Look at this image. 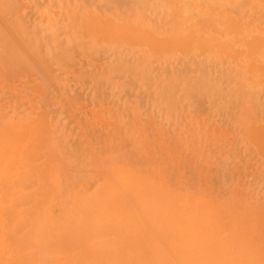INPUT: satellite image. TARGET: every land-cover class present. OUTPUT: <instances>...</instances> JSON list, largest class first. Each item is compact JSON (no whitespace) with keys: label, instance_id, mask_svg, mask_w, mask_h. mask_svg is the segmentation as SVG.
<instances>
[{"label":"rangeland","instance_id":"obj_1","mask_svg":"<svg viewBox=\"0 0 264 264\" xmlns=\"http://www.w3.org/2000/svg\"><path fill=\"white\" fill-rule=\"evenodd\" d=\"M240 1L0 0V129L1 131L4 129L3 131L5 134L8 132L7 136L3 133V131L2 133L0 132V138H3V142H6V140L8 142L10 139L5 140V138L9 136L10 132L14 133L15 131H20L26 133L28 131L34 133L33 135L31 133L32 136L28 133L26 135L21 133L19 135H22V137L25 138L24 141H20L17 138L15 140H18L19 142L14 143L16 145L18 144V146L22 144L24 145L27 140H30L29 137L31 136L30 138H34L32 140H35L37 145L44 144L43 146H38L41 148L37 149L38 152L39 150L42 151L43 147V153L44 150H46L45 153H49L50 156L48 157L52 159L53 163H55L52 164L51 161L49 163V161L46 160L49 163V166H51L50 168L57 166L58 167L53 169V171L51 169L50 175L52 176L47 174V177H45L46 174L44 173V171L42 174H40V176L44 175V177L47 178L46 180L49 181L48 183H45L47 182L46 180L44 182L43 176V178L40 179L38 178V176L36 177L35 175H33L37 172H42L39 171L40 169H38L37 166H41L42 170H45V172L46 167L44 166V169L42 167V164L44 165V163H42L44 161L42 160L45 156L43 157L42 152H39V155H37L38 153H36L35 151V154L34 150L36 149V147H34V144L31 142L35 149L33 148L34 150L32 151L30 150L31 148H27L26 152L32 151L31 153H34L31 154V156L29 155V153L28 155L30 157H34L36 155V158L34 159L35 161L32 158V160L34 161H32V168L34 171L35 169L33 164H35V168L37 167V172L32 173L29 171L28 174L32 173V180H34V176L36 181L37 178L38 180L40 179L39 182H36L34 180L36 182V185L40 184V182H44L43 184L41 183L44 190L43 188H41V184L40 189H38L40 193L41 191H44L45 193L47 192L48 189L46 187V184L50 183L49 185H51V187L48 185V188H52V186H55V194L53 196L51 194V196H55V200L59 201L57 202L59 203L57 206L54 205V208L56 210L59 209L58 214V212L53 209V205H50V203H57L53 198H50L49 193H46L48 197L46 195H44V197L45 199L47 198V201L43 198L44 201L40 206L41 208H39V210L41 209V216L39 217V219L36 214L37 208L34 207L36 205H34L31 206V208L34 207V214H32V217L34 218H32L30 215H25V218L26 216L29 218H27L28 220L26 219L24 223L19 221L20 217H18L19 220H17V215L19 216V214H21L22 217V211L20 209L23 208V205L21 206V203L24 201V197L21 199V201H19L18 195L23 190H21L20 188L27 184L25 185L27 187H24L23 191L25 192L24 194H27L26 192H28V189H30L32 185V180L26 178V182L27 180H29L30 182L28 181L27 183H24L23 181L21 182L20 180H16L18 176L16 178L15 176H21V173L25 174V172L29 170L27 169L28 165H30L29 168H31V163L28 162V158L25 159V156H27L25 152L24 156H20L22 151H20V148L22 149L21 146L17 147L19 152L16 147V150L14 152L13 147L16 145H11L10 142H8L10 143V147H8V143H6L7 145H1L7 146L6 148H8V150H6V152L3 149V146V150H1V152L3 154V152L5 151L6 154H4V157H1L3 155L0 153V179L3 178V180H10L8 183L4 181L5 184H0V211H4L5 205L11 204L9 202V204H5V202H2L4 201V198H2V196L4 197V193L10 191V187L7 188L6 186L9 183L13 184L12 182H14V180L11 181V178L13 177V179L15 178L16 182H14V186L16 185V188L20 186L19 189L21 192H19V194L14 197H18V201L17 199H15V203L17 204L19 202L20 204H17V206L19 205V207H15L18 211L21 212L19 214L16 213V219L14 218L15 212H17L16 209H13L15 210L13 212L14 215L12 211H10V208L9 210H7L9 211V213L7 212L8 214H6V211H4V213L1 215L0 212V264H85V262L88 261H90L89 264H97L96 262H98V258H93L96 256H94L95 252L93 254L91 253V250L93 249V245L95 247L101 246V242V244L93 243L91 250H78L68 249L67 247L69 246H67V244V247H64L63 241H65V236L69 234V237L72 238V241L70 239L71 245H77L76 241L79 240L77 239V236L81 235H76V233H78V230H75V233V227H82L85 229V231L86 229L89 230V227L87 226L86 228L84 226L85 223H82V221L86 219L81 216L80 212H78V209H82L83 211L88 213L89 217L87 216L86 218H89L88 221L92 225V227L90 228V232H92L91 235H93L94 232H96V234L100 232V224L101 226L104 224L106 228L120 226V222L122 221L121 218L123 215H120V218L118 216L116 217L117 214L114 213L113 210V207L116 204L118 205L115 198L113 199V197L116 196L118 199L121 197L117 196L118 192L121 193L122 196L123 194H125V201H128L127 198H129V202H131L132 205L136 204V201V206L141 203V205H139L138 207V210H134L136 208V206L134 205L135 208H130L132 212L130 209L129 211H127L129 213H127L128 215L126 217H132L130 219L131 222L129 221V223L127 222V224H132V226L134 224V221L132 223L133 217L135 218L136 216H138L137 212L139 211L138 213H140V208L143 205L144 206L142 207V211H144V213L141 212L142 214H140L143 217H138L145 218L144 214L146 213V218L144 219L146 225L150 224L148 223L149 221L147 220V218L150 219L149 217L153 215L154 220L151 218L150 221L152 222L153 220L154 222L156 220L155 226L159 225L160 223L158 224V222L162 221V226L164 225V223H166L168 224V227L175 226L173 225L175 223L171 224L170 220L175 215L173 214V212H178L180 215H183L184 212L187 211H184L185 208L183 209L181 207H186V209L190 208V205L187 204L189 200L187 202L185 201L186 197L188 196H191L189 203H191V198L194 196L197 202L200 199L205 203L208 201V205L210 204L209 202H212L211 204H215L214 206H221L219 207V209L222 208V212L223 210H225V220L223 219V224L220 223L221 220H219L220 224L218 223V219H220V216H218L219 213L217 214L215 210L214 212L217 214L215 216H218V218H216L217 221L215 222V218H213V222L209 221L212 219V217L215 216L212 215L211 217L209 210H205L206 206L203 205L206 204L204 202H201L202 204L198 203L200 205L198 206L195 203L196 200L195 202L193 200V204L191 205L193 210L196 209L195 212L199 213V211L202 209L201 207L203 206L204 211H200V214L202 212L205 213L203 214L204 216L208 215L209 218H205L207 223L210 222V224L202 223V226L200 225V227L195 230L198 231L201 227H204L203 225H206L203 231H207L208 229H206V227L208 225L212 226V223L215 222L213 225L214 227L212 226L213 228H215L216 226L215 231L212 232L215 237V241L217 242L219 239H221L218 241L219 243L221 241L223 243L227 241L228 250L229 244L232 243V240L230 239L232 233L229 234V229L232 228L231 232L235 230L234 232L237 236L236 237L233 233V236H235V238L232 236L234 241H239V243L235 244L236 246L238 244L241 247L240 244L245 245L243 242H240L241 237L239 238V236H242V234H240L241 230H237L240 233L236 231V229L240 228L241 225L236 228L233 227L235 226L233 221L229 222L228 219L230 217L228 215H230L231 212V217L236 215V218L238 216V218H236L237 225L238 223H240L238 222L239 219L240 221L242 220L241 224L244 227L243 230L247 231L248 235L252 238L255 236V238H253L254 241L251 237H249L251 239V242H253L252 244H250V239L247 241V233L246 236H244L245 232L242 231V233L244 234L242 240L245 241V243L246 241L249 242L250 245H248V247L250 246L249 249L251 250H254L251 247L252 245H255L256 241L257 245L253 246V248L256 249V247H258V251L254 250L255 252L252 253L251 251V253H249V250H246L248 253L247 256V253L244 252L245 247L243 248L244 250H241V248L239 249V246H237L238 254L236 252L237 249L234 251V253H236L238 257L239 254H241L242 256L239 258L234 256V258L236 257L238 259V261L236 260L237 263L235 261L229 262L233 259V254L232 258L228 259L229 261L227 260V257L220 258V261L221 259L225 258L230 264H246V259L249 260V262L250 260L251 262L255 260L254 263L259 260L258 258H260L261 260L258 261L259 263L264 260V258H262L264 257V54H262L264 53V36H262L264 35L262 34L264 32V30L262 29L264 28V0ZM260 2L263 3V7H261L262 3ZM257 6L260 7V9ZM202 8H204V10ZM261 10L262 12H260ZM204 11H207L206 15L204 14ZM215 11L217 12L215 13ZM214 13L217 16H213ZM258 22L261 24H259ZM231 23L232 25L234 24V26H232ZM252 24L254 25L252 26ZM123 27H125L124 30L126 32L128 31L126 30V27L127 29H129V31H133L131 33L128 31V33H130L128 35L127 33H124L125 31H123ZM256 27L258 29H256ZM108 28H110L109 30L113 31H109ZM245 28L247 29V31L244 30ZM140 31H143V33ZM257 31L258 33H260V35L258 33L256 34ZM138 32L142 33V35ZM145 32L146 35L144 34ZM250 32L253 33V36ZM249 33L251 37H249ZM143 34L145 36H143ZM139 35L143 37H140ZM257 35L261 37V41H259L260 43L257 42L260 39V37H256ZM246 36L250 39L246 38ZM209 38L211 39L209 40ZM196 39L198 41H195ZM248 40L254 41H252L251 43ZM177 41H179V43L181 44L183 43L182 46L184 45V48L182 46L180 47L181 44L179 45V48V43H177ZM199 41L201 43H198ZM216 41H218V43ZM255 41L258 44H256ZM158 42L161 43L159 44ZM208 42H210V44ZM253 42L255 43V46H253ZM262 42L263 44H261ZM156 43H158V45ZM185 43L188 44L187 48L185 47ZM243 46L245 48L244 52L248 51V48H250L252 53L250 51H248L250 53L241 52ZM253 49H255L254 52ZM237 52L240 53L238 54ZM242 53L244 57H242ZM246 54L248 56L250 55V57H246ZM253 55H256V57L254 58ZM230 56L233 58H231ZM227 57L230 58L229 61ZM239 57L247 61L248 65L247 63L244 64L245 61H243L242 64V62H240V60L242 61V59H239ZM252 63L253 65H251ZM11 124H13L14 126L12 127ZM3 134L5 138L2 137ZM19 135L17 137H19ZM39 138L43 142H40ZM11 140H13V134H11ZM29 143L30 142H28L27 145ZM47 144L48 146L50 145L49 148L53 151H50ZM23 148L25 150V147ZM16 151L18 153H16ZM69 151L71 152V154ZM13 152L14 154L16 153L15 156L12 154ZM51 152L53 154H50ZM103 154L105 155L104 159L101 158L104 156ZM20 157L21 159H19ZM23 157L24 159H22ZM30 159L31 158H29V160ZM20 160L24 164H22ZM8 163L10 166L11 164H14L18 168L21 164V166L26 165L27 167L24 166L26 168L25 172L24 168L22 170L17 169L16 167L15 171L17 172V170H19L21 172L20 174H16L13 168L14 166L11 167L10 169L13 168L12 171L15 172V175L12 176L13 174H11L12 171L10 170V176H7V178L5 177V175L9 170L7 169L9 166L7 165ZM6 165L7 167H5ZM60 165L61 168L59 169ZM97 166L100 167L97 168ZM137 167L138 170L136 169ZM105 168H109L107 170L109 174L107 175H110L109 177H111L112 182H116V185H112V187H114L113 189H111L112 187L110 188L109 186L112 183H110L111 179L109 180L105 173L107 172L105 171ZM156 168L158 173L156 171ZM97 169L100 170L97 171ZM133 169L134 172L132 173ZM6 170L7 172H5ZM162 171L164 175H162ZM127 172L129 176L130 173L131 175L133 174L132 177L137 178L143 176V179L141 178L142 181L141 179H137L138 181L140 180L141 183L143 182V180H145V183L143 182V184L141 185L142 188H145V186H147V188H149V190L151 191V195L150 193L149 196L145 194L146 198L148 196V199H150V197L153 200L155 199V202L152 203L157 204L159 208H157V206L155 207V205L153 206L155 208H150L151 205L148 206L147 203L149 200L142 199L145 196L142 195L144 194L142 193L144 189L140 191L141 197L139 196V193L137 194V196L139 197H135V194L139 192L137 189H135V185H130L129 188H126L125 185L126 190L123 189L125 183L122 184V182H124L122 178H124L125 176L129 178V176L126 175ZM47 173H49V170H47ZM121 173L125 176L121 177ZM24 174H22V176H24ZM112 175L116 176L117 178L120 177L122 180L121 183L120 178L119 182L117 183L118 179L116 177L113 178ZM20 176L18 178H20ZM27 177H29V175ZM158 177H160L161 181ZM133 179H131L130 181H132ZM23 180L25 181V179ZM149 180L154 181L153 184H156V186L154 187ZM34 181H32V183ZM159 181L163 185V182H165L166 184V186H164V188H167L164 189V192L167 193L166 196L170 197V195H172L173 197L170 198H173V201L175 199V201L173 202L174 204L171 203L172 206L178 204L177 206L181 205L180 208L183 209L181 211H178L179 207L178 209L177 207L175 209L174 206L175 211H170L172 217L169 216V209L168 215L165 212L166 209L163 210L164 208L162 206L165 205L164 202H162L164 204H162L160 201L156 203L157 199L159 198L158 195L161 193L160 191V193L156 194L157 189L158 187L161 188L162 186L161 184H159ZM28 183L31 184L30 187L28 186ZM119 183L121 184V187L118 186ZM129 184L127 186H129ZM115 186L121 191L115 188ZM138 186L139 185H137V187ZM141 186H139L138 188L140 189ZM35 187L37 186L31 188H34L33 190H36L38 187ZM153 187L157 189L155 190ZM17 189L16 191H19V189ZM13 190L11 193L8 192L10 194V196L8 195V199L9 197H11L10 199L12 200L14 199L11 195L17 192L15 191L14 193ZM130 190L133 191L131 192ZM136 190L137 192L133 196H129ZM29 191L30 193L33 192L32 197L35 198L32 199V197H29L28 192V196L26 195L25 199L27 200V197L31 198V204H33V200L37 199V196L39 199L40 194H38V191H32L31 189ZM51 191L50 192L53 193V190ZM174 192H176L175 195L178 193L181 198L176 199ZM56 193H58L59 196ZM111 193L113 194V196ZM183 193L186 195H184ZM35 194L38 195L34 196ZM42 194L44 193L42 192ZM30 195H32V193ZM56 195L58 196V198L56 197ZM162 195L163 194H161L160 197H162ZM164 195L161 199L164 198ZM179 195L177 196L178 198ZM5 198H7L6 195ZM131 198L135 200V203ZM170 198H168L169 202L171 201ZM118 199L117 201L119 202L120 199ZM138 199L139 201L143 200L142 202L146 200V203H139ZM165 199H163V201ZM110 200H112V205H114L116 202L113 207L109 203ZM121 200L124 199L122 198ZM45 201L47 203H45ZM150 201L149 203L151 204ZM11 202L13 203L14 201ZM26 202H24L25 204L23 203L24 207H26L27 204L30 203L29 202L26 204ZM35 202L37 203L38 201L35 200ZM129 202L127 204L126 202L121 203L125 204L123 206L126 207V205L129 206ZM84 203H86V205ZM159 203H161L162 206L158 205ZM194 203L200 208V210L198 207H195L194 209ZM109 204L112 208L108 206ZM211 204L209 205V207H212ZM168 206L167 208L171 207ZM6 207L8 208V206ZM9 207L12 208L13 205H9ZM27 207L29 209V205ZM161 207L163 209H161ZM1 208L3 210H1ZM146 208H148L147 211ZM52 209L53 213H51ZM152 209H154V212H152ZM156 209H160V211H163V213L165 212L166 215L162 213L160 215V211L158 212V210ZM118 210L115 211L117 212ZM120 210L124 211V208ZM135 211L136 213L132 214ZM182 211H184L183 214H181ZM192 211L189 212L192 213V216H196V213ZM111 212L112 214H110ZM241 212L243 214H241ZM150 213L152 215H150ZM178 213L177 218L182 221L180 224L183 225L184 221L182 219L183 216L186 215V213L181 217L182 219L180 218V215H178ZM226 213L229 214L227 215ZM105 214H107V216ZM4 215L9 217H3ZM113 215L114 217L112 220L111 218ZM226 215L229 218H226ZM61 216L62 218H60ZM84 216H86V214H84ZM138 217L135 218V220L138 221L136 222L138 223L135 226L136 229L139 225V222V228L141 227L143 230L146 229L144 228V222H142V219H138ZM83 218L84 220H82ZM189 219H191V217ZM197 219L200 218L196 217V222ZM69 220H74V222L70 221V223H72L70 224ZM127 220L128 219H126V221ZM185 220L188 221V218H185ZM172 221L178 224L177 220L174 221L173 219ZM112 222H114V224ZM190 222L193 223L195 221L190 220L189 224ZM123 223L127 225L125 221ZM142 223L143 227L141 226ZM186 223H184V225ZM216 223H218V227ZM231 223L233 225H231ZM166 224L165 226H163L164 229L161 226L164 231L167 228ZM248 224H250L251 226ZM220 225H223L224 228L226 227L225 233L227 232V236L230 235L228 239H230L231 242L226 238L225 240H223L226 235L222 234L224 233V230L223 232L220 231V229H224L220 228ZM123 226L124 225H121L120 228H118L121 229V233L124 234L123 238H127L129 234H126L127 236L125 235V231L121 228ZM150 226L152 229H150V227L148 226V229H150V231L148 232L150 233L152 231L153 233V229L155 228L154 223H152ZM176 226L181 228V226ZM192 226L197 227L198 225H195L194 223ZM72 227L74 228L72 229ZM135 227L131 228L133 232L136 231L134 229ZM177 227L176 229L180 230V228ZM183 227L184 226H182V228ZM188 227L190 228L191 226L188 225L187 228ZM118 228L117 230H119ZM157 228L155 232L157 231ZM182 228L180 231H182ZM170 229L175 228L170 227ZM103 230L105 231L106 229ZM117 230L116 232H114L115 230H113L114 233H112V230L110 231L107 228V239L109 238L108 240H110V238H113V234H119L120 230L118 232ZM137 230V233H139L140 230ZM175 230H169V232H176ZM189 230L191 231L192 229H188V232L186 233L187 235L193 232H189ZM109 231L112 235L111 236L109 234L111 237H108L107 235ZM132 231L129 232L133 233ZM142 231L141 234L139 233L140 235H142L141 237L144 236L143 232H145V230L143 232ZM259 231L262 232V234ZM166 232L170 237L166 234ZM166 232V236L164 234L162 235L163 240H161L162 237L160 236L162 232L159 233L157 231V233L160 235L153 233L154 235H156L155 237L157 240L158 236L161 237H159L161 241L158 240L156 244L154 243L156 239L155 241L152 239L154 237L153 235L149 236L151 240L147 237L150 241L149 244L153 243L154 246H156L157 243V246H160L159 244L161 242V244H164V236L168 237L167 240L172 237V233L170 235L168 233V230H166ZM174 232L173 234L176 235V237L173 235V238H175L174 241L171 238V241L169 240L168 242H171L172 244L175 243V241H178L180 243L179 240L181 239L178 238L180 236L183 238L184 232H186V227L183 232L180 233L178 238L176 234L177 232ZM216 232H219L218 235L220 237ZM149 233L145 235H149ZM123 234H121V237ZM19 235H21L22 238H20L21 236L19 237ZM100 235L101 234L95 236L93 235L97 240L96 242H99L101 240ZM117 235L116 237L120 236ZM187 235L185 236L187 237ZM74 236L76 237V239H74ZM86 236L84 234L83 237ZM102 236H104L103 238H105V241H107L105 235L102 234ZM193 236L195 237L196 234H194ZM261 236L262 238H260ZM198 237L200 239V236H197V239H195V241L193 240L194 238L191 239V241L195 243L197 242V240L200 241L203 238L201 236V239L199 240ZM246 237L247 239L244 240ZM91 238H84V240L86 239L85 243L90 241ZM123 238H121V240H123ZM147 238L144 236L143 239H140L142 241H137L138 244L142 245V247H140L143 248L142 250H146L148 246ZM188 238L190 239V237ZM119 239L117 240V244H119ZM184 240L186 239L183 238V241ZM101 241H104V239H102ZM124 241L121 242L125 244ZM191 241L189 245H194L193 243H191ZM125 242H127L129 245H127V243L124 246L119 245L121 246L120 248H127L128 246L132 248V244L130 245L131 242H128V240ZM134 242L132 243L134 244ZM218 242L217 244L219 246ZM67 243L68 245H70L69 241ZM85 243L83 242V244ZM88 243L85 244V247L88 246ZM181 243H183L182 240ZM166 244H164V246ZM176 244L177 242L175 243V245ZM200 244L201 243H199V245ZM235 244L232 243V247H234ZM90 245L91 243L89 244V246ZM175 245L172 247H175ZM224 245H221V248L219 246V248L222 249L224 247L223 249H225ZM135 246L136 245H134L133 248L130 249L129 253L131 255V251L133 252V254L137 251H140L135 250V248L137 249V247ZM205 246L206 245H204V247H201L203 251ZM211 246L210 249L212 248ZM218 246H214L213 248L216 249V247L218 248ZM177 247H179V249ZM177 247H175V249H178L179 251L180 249L182 250L180 254L186 253L183 252L181 246ZM167 248L169 250V246ZM193 248L195 249V247ZM198 248L200 249V246L198 247L197 245L195 252H197ZM175 249L173 251H175ZM199 249L198 252L200 251ZM118 250L123 252V250L121 249ZM153 250L154 254L152 253L151 255H154V257H156V250ZM184 250H186V248ZM191 250L193 249L191 248ZM231 250L234 249L230 248L228 251L230 253H233V251L231 252ZM239 250L241 252L243 251L245 255L239 252ZM116 251L113 250V252ZM158 251L160 250L158 249ZM217 251L218 253L221 252L220 255H222V251H224L226 255L228 254L225 250ZM162 252L160 251V253ZM187 252H190V249H187ZM204 252V258H206V261L209 262L211 258L208 257H214L215 254H217H213L214 251L212 252V250H209V248ZM259 252H263V254L261 253L259 255L260 257L256 256ZM97 253L95 255H97ZM103 254H106L107 259L108 256L106 251ZM180 254H172L171 252L169 253L170 256L174 255V261L175 258L177 259L176 255H178L179 257L181 256ZM190 254H193V252H190ZM86 255L90 257L91 255H93L91 260L96 261L91 262V260L88 259V261L82 263V260H85ZM134 255H132L133 258ZM148 255L149 254H147V252L145 253L144 251V253L139 256L143 259L141 260V262H138V260L135 259L137 256L134 258V260H132L133 258L130 259V262L136 260L135 262L137 264H142V261H145L149 257ZM82 256H84V259L81 258ZM88 256L86 257V260ZM111 256L112 255H109L108 259H110ZM120 256H117L115 260H107L106 263H129H127V261L125 260L126 256H123L125 259ZM163 256H161V259ZM201 256L203 257V254ZM243 256H246L248 258L244 257L246 259L243 260L241 259L243 258ZM190 257H187V255L185 256L187 260ZM193 257H197V259ZM101 258L103 257L101 256L100 259ZM192 258V263L194 259L198 260L197 264L199 263V261H202L199 260L201 258L197 253L192 256ZM151 259L148 258L147 260ZM178 259V261L180 262V257ZM102 260L103 259L100 260L101 262H103L102 264H106L105 260ZM184 260L182 262H184ZM212 260L215 262V264H220L217 263L218 260L216 257L212 258ZM147 262L145 261V263ZM179 262L177 263L179 264ZM131 263L133 264V262ZM151 263L154 264V262ZM163 263H166V261ZM167 263L169 264V262ZM185 263L187 264L186 261ZM206 263L208 264V262ZM194 264H196V262Z\"/></svg>","mask_w":264,"mask_h":264},{"label":"bare ground","instance_id":"obj_2","mask_svg":"<svg viewBox=\"0 0 264 264\" xmlns=\"http://www.w3.org/2000/svg\"><path fill=\"white\" fill-rule=\"evenodd\" d=\"M136 1H137V0H136ZM239 1H240V0H239ZM245 1H246V0H245ZM133 2H134V1H133ZM199 2H200V1H199ZM240 2H241V1H240ZM197 3H198V2H197ZM203 3H204V2H203ZM203 3H202V4H203ZM245 3H246V2H245ZM250 3H251V2H250ZM255 3H256V2H255ZM260 3H262V2H260ZM206 4H207V3H206ZM207 5H208V4H207ZM252 5H253V4H252ZM256 5H257V4H256ZM208 6H209V5H208ZM198 7H200V6H198ZM202 7H203V6H202ZM257 7H258V6H257ZM261 7H263V3H262V6H261ZM258 8L260 9V7H258ZM202 9L204 10V8H202ZM208 9H209V8H208ZM206 10H207V9H206ZM254 10H255V9H254ZM208 11H209V10H208ZM256 11H257V10H256ZM199 12H200V10H199ZM202 12H203V11H202ZM204 12H205V11H204ZM206 12H207V11H206ZM206 12L204 13L205 15H206ZM216 12H217V11H215V13H216ZM260 12H262V10H261ZM263 12H264V10H263ZM208 13H209V12H208ZM215 13H214V14H215ZM252 13H253V12H252ZM214 14H213V16H217L216 14H215V15H214ZM259 14H260V13H259ZM261 14H262V13H261ZM258 16H259V15H258ZM258 16H257V17H258ZM261 16H262V15H261ZM261 18H262V17H261ZM263 18H264V17H263ZM261 22H262V21H261ZM258 23H259V22H258ZM256 24H257V23H256ZM256 24H255V26H256ZM259 24H261V23H259ZM231 25H232V23H231ZM253 25H254V24H252V26H253ZM232 26H234V24H233ZM241 26H242V25H241ZM245 26H246V25H245ZM246 28H248V27H246ZM246 28L244 29L245 31H247ZM250 28H251V27H250ZM109 29H110V28H108V30H109ZM124 29H125V27H123V31H125ZM254 29H255V27H254ZM256 29H258V28L256 27ZM262 29L264 30V28H262ZM126 30L129 31V29H127V27H126ZM249 30H250V29H249ZM259 30H260V29H259ZM109 31H113V30H109ZM128 31H127V32L125 31L124 33H127V34L129 35L133 30H132V31H129L130 33H128ZM140 32L143 33V31H140ZM140 32H138V33H140ZM262 32H263V31H262ZM262 32H261V33H262ZM138 33H137V34H138ZM142 33H140V34L142 35ZM250 33H251V32H250ZM250 33H249V37H251V36H250ZM257 33H258V31L256 32V34H257ZM127 34H126V35H127ZM144 34L146 35V32H145ZM144 34H143V36H145ZM251 34H252V36H253V33H251ZM258 34L260 35V33H258ZM262 34H264V32H263ZM259 35H257L256 37H260ZM139 36H140V35H139ZM143 36H140V37H143ZM254 36H255V34H254ZM262 36H264V35H262ZM128 37H129V36H128ZM249 37L246 36V38H249ZM252 38H254V37H252ZM138 39H139V38H138ZM210 39H211V38H209V40H210ZM249 39H250V38H249ZM131 40H132V39H131ZM209 40H208V41H209ZM256 40H258V39H256ZM262 40H263V39H262ZM144 41H145V40H144ZM195 41H198V40L196 39ZM212 41H214V40H212ZM248 41H250V42L252 43V41H254V40H248ZM259 41H261V37H260V39H259L257 42L260 43ZM186 42H187V41H186ZM216 42L218 43V41H216ZM145 43H147V42H145ZM148 43H149V42H148ZM158 43H159V42H158ZM158 43H156V44L158 45ZM160 43H161V42H160ZM160 43H159V44H160ZM164 43H165V41H164ZM177 43H179V41H177ZM177 43H176V44H177ZM196 43H197V42H196ZM198 43H201V42L199 41ZM208 43L210 44V42H208ZM211 43H213V42H211ZM255 43H256V41H255ZM255 43L253 42V46H255ZM258 43H256V44H258ZM180 44H181V43L178 44V47H179ZM182 44H183V43H182ZM182 44L180 45V47L182 46ZM185 44H186V43H185ZM261 44H263V42H262ZM162 45H163V44H162ZM187 45H188V44L185 45L186 48H187ZM199 45H202V44H199ZM199 45H198V46H199ZM217 45H218V44H217ZM229 45H230V44H229ZM229 45H228V46H229ZM259 45H260V44H259ZM155 47H156V46H155ZM157 47H158V46H157ZM180 47H179V48H180ZM182 47L184 48V45H183ZM200 47H201V46H200ZM240 48H242V47H240ZM244 49H245V48H244V46H243V48L241 49V52H243V53H246V52H247V53H250V52H251V49H250V48H248V51H250V52H248V51H245V52H244ZM242 50H243V51H242ZM254 50H255V49H253V52H254ZM239 51H240V50H239ZM255 52H257V51H255ZM237 53L239 54L240 52H237ZM243 53H242V57H244V56H243ZM251 53H252V52H251ZM259 53H261V52H259ZM235 54H236V53H235ZM257 54H258V53H257ZM262 54H264V53H262ZM240 55H241V54H240ZM226 56H228V55H226ZM236 56H238V55H236ZM247 56H248V55L246 54V57H247ZM230 57H231V56H230ZM240 57H241V56H240ZM240 57H239V59H242V61L240 60V62H242V64H243V61H245V60H244L243 58H240ZM248 57H250V55H249ZM253 57L255 58L256 55H255V56L253 55ZM259 57H260V56H259ZM227 58H228V57H227ZM231 58H233V57H231ZM236 58H237V57H236ZM229 59H230V58H228V61H229ZM248 59H249V58H248ZM237 60H238V59H237ZM249 62H250V61H249ZM262 62H263V61H262ZM246 63H247V61H245L244 64H246ZM261 64H262V63H261ZM247 65H248V63H247ZM249 65H250V64H249ZM251 65H253V63H252ZM257 71H258V70H257ZM254 73H255V72H254ZM256 74H257V72H256ZM31 119H32V118H31ZM31 119H30V120H31ZM21 120H22V119H21ZM30 122H31V121H30ZM33 122H34V121H33ZM7 123H8V122H7ZM11 123H12V122H11ZM8 124H9V123H8ZM11 125H12V127L14 126L13 124H11ZM0 126H1V125H0ZM2 127H5V126H2ZM2 129H3V128H2ZM3 130H4V129H3ZM3 130H2V131H3ZM2 131H1V129H0V132H1V133H2ZM15 132H16V131H15ZM15 132H14V133H13V132H12V133L10 132V134H9L10 138H9V136H8L7 138H5V136H4L5 133H4V131H3L4 134L2 135V137H4L5 140H6V139H10L8 142H10L11 145H16L14 142H19L18 140H15V139H17V138H18L20 141H21V140L24 141L25 138H23L22 135H19V134H21V133H23V132L17 131L16 134H15ZM18 132H19V133H18ZM27 133L31 135L32 132H28V131H27L26 133H23V134L26 135ZM7 134H8V132H7L5 135L7 136ZM11 134H13V140H15V141L11 140ZM17 134L19 135L20 138L17 137V136H18ZM33 134H34V133H32V135H33ZM32 135H31V136H32ZM15 136H16V137H15ZM23 136H24V135H23ZM31 136H30V137H31ZM24 137H25V136H24ZM30 137H29L30 140H27L28 142H30L28 145H27V143H28L27 141H26L25 144H24L25 146H24L23 144H22V145L19 144V145L22 147V149L20 148V151H21V150L23 151V152L21 151V155H20V156H22V155L24 156L25 153H26V155H27L28 157L25 156V159L28 158L27 160H28L29 163H31V168H29L30 165H28V167H27L26 165H24V166L27 167V169H29V170L26 171V172H27V173H26V172H25L26 168H25L24 166H21L22 164H24V163L21 162V160H20V162H21L22 164L20 165L19 168H18L17 166H15L14 164H13V165L11 164V166H10L9 163H8V164H7V165H9L8 168H7V169H9V170H8V173H7L8 175L5 173V174H6L5 177L10 176V172H9V171H10V170L12 171L13 168H14V171H15V168H16V167H17V169H22V170H23V168H24V172H25V174H26V177H25V174H24V173H21L19 170L16 169V170H17V172L15 171L16 174H20V173H21V176H20V175H16L15 178H16L17 176H18V177L20 176V178L17 177L16 180H18V181L20 180L21 182L23 181V182L25 183V182H26V178H27V179L29 178V179L32 180V177H31V176H32V173H33V172H34V173L37 172V171H36L37 167H38V169H40L39 171H42V172H41V173H38V172H37L36 174H33V175H35L36 177L38 176V178H40V179L44 177V175H42L43 177L40 176V174H42L43 171H44V173L46 174L45 177H47V174L50 175V173H51V172H50L51 169H52V171H53V169H55V168L58 167V166H57V167L50 168V167H51V166H49L50 161H51L52 164H55V163H53V162H52V159L48 157V156H50L49 153H47V154L45 153L46 150H44V153H45V154L43 153V147H42V151L39 150V152H42L43 157L45 156V157L43 158V160H42V161H44V162H42V163H44V165H43L42 163H41V164H42L43 169L46 167V168H45V169H46V172H45V170H42L41 166H37V167L35 168V164H33V165H34V169H35V170L33 171L32 163L35 161L34 159L36 158V157H35L36 155H35V156L32 155V156H34V157H30V156H31V154H34L35 151H36V153H38L37 155H39V152H38L37 149H41V148L38 147V146H43L44 144H43V145H41V144H40V145H37L36 141H35V140H32V139H34V138L31 139ZM22 138H23V139H22ZM2 139H3V138H0V140H1V141H0V148H1V149H0V153H1V154H2L1 150H3V149H4L5 151L8 150V148H6L7 146H4V145H3L4 148H3V146H1L2 144H6V143H8L7 140H6V142H3L4 140H2ZM35 139H37V138H35ZM39 139H40V138H39ZM33 141H35V142H33ZM39 141H40V142H43V141H41V139H40ZM31 142L34 144V147H36V149L33 147V144H32ZM37 142H38V141H37ZM10 143H8V147H10ZM38 144H39V143H38ZM6 145H7V144H6ZM35 145H36V146H35ZM20 146H18V144H17L16 146H14V147H13V148H14V152H15V150H16L15 147L17 148V147H20ZM26 146H27V147H26ZM47 146H48V144H47ZM144 146H145V145H144ZM23 147H25V150H24ZM37 147H38V148H37ZM44 147H46V146H44ZM49 147H50V145L48 146V148H49ZM51 147H52V146H51ZM2 148H3V149H2ZM5 148H6V149H5ZM27 148H29V149L31 148L30 150H32V151L35 149V150H34V153H31L32 151H31V152H29V151L26 152V149H27ZM33 148H34V149H33ZM29 149H28V150H29ZM49 149H50V148H49ZM87 149H88V148H87ZM90 149H91V148H90ZM17 150H18V148H17ZM51 150H52V149H50V151H51ZM58 150H59V149H58ZM5 151L3 152V154H2L3 156H1V157H4V154H6L7 151H6V152H5ZM12 151H13V150H12ZM12 151H11V152H12ZM50 151H49V152H50ZM52 151H53V150H52ZM75 151H76V150H75ZM94 151H95V150H94ZM137 151H138V150H137ZM14 152H13L12 154L15 156L16 153L19 152V150H18V152L16 151L15 154H14ZM24 152H25V153H24ZM69 152H70V151H69ZM73 152H74V151H73ZM22 153H23V154H22ZM29 153H30V154H29ZM36 153H35V154H36ZM80 153H81V152H80ZM19 154H20V153H19ZM19 154H18V155H19ZM28 154H29L30 156H29ZM50 154H53V153L51 152ZM62 154H63V153H62ZM70 154H71V152H70ZM87 154H88V153H87ZM87 154H86V155H87ZM46 155H47V158H46ZM63 155H64V154H63ZM80 155H81V154H80ZM90 155H91V154H90ZM95 155H96V154H95ZM103 155H104V154H103ZM54 156H55V155H54ZM57 156H58V155H57ZM92 156H93V155H92ZM99 156H100V155H99ZM99 156H98V157H99ZM5 157H6V156H5ZM90 157H91V156H90ZM104 157H105V155H104L103 157H101V158L104 159ZM29 158H31V159L29 160ZM32 158H33L34 161L32 160ZM37 158H38V157H37ZM48 158H49L50 160H49ZM82 158H83V157H82ZM99 158H100V157H99ZM135 158H136V157H135ZM19 159H21V157H20ZM22 159H24V157H23ZM38 159H39V158H38ZM38 159H37V161H38ZM57 159H58V157H57ZM64 159H65V158H64ZM67 159H68V158H67ZM46 160L49 161V163H48ZM61 160H62V159H61ZM68 160H69V159H68ZM68 160H67V161H68ZM142 160H143V159H142ZM30 161H31V162H30ZM32 161H33V162H32ZM45 161H46V162H45ZM54 161H55V160H54ZM91 161H92V160H91ZM100 161H102V160H100ZM149 161H150V160H149ZM0 162H1V159H0ZM9 162H11V161H9ZM89 162H90V161H89ZM112 162H113V161H112ZM112 162H111V163H112ZM114 162H115V161H114ZM29 163H27V164H29ZM108 163H109V162H108ZM36 164H37V163H36ZM41 164H40V165H41ZM79 164H80V163H79ZM95 164H96V163H95ZM115 164H117V163H115ZM120 164H121V163H120ZM120 164H119V165H120ZM163 164H164V163H163ZM7 165H6L5 167H7ZM46 165H47V166H46ZM61 165H62V163H61ZM61 165H60L59 169L61 168ZM88 165H89V164H88ZM91 165H92V164H91ZM97 165H98V164H97ZM100 165H101V164H100ZM109 165H110V164H109ZM109 165H108V166H109ZM113 165H114V164H113ZM135 165H136V164H135ZM153 165H154V164H153ZM13 166H14V167H13ZM44 166H45V167H44ZM53 166H54V165H53ZM71 166H72V165H71ZM76 166H77V165H76ZM140 166H142V165H140ZM148 166H149V165H148ZM157 166H158V165H157ZM159 166H161V165H159ZM11 167H13V168L10 169ZM85 167H86V165H85ZM93 167H94V166H93ZM95 167H96V166H95ZM99 167H100V166H99ZM99 167L97 166V168H99ZM109 168H110V167H109ZM109 168H107V169L105 168V169H106L105 171H107ZM128 168H130V167H128ZM128 168H127V169H128ZM132 168H133V167H132ZM158 168H159V167H158ZM5 169H6V168H5ZM101 169H102V168H101ZM110 169H111V168H110ZM119 169H120V168H119ZM134 169H135V168H134ZM134 169L132 170V173L134 172ZM136 169L138 170V167H137ZM164 169H165V168H164ZM47 170H49V173H47ZM86 170H87V169H86ZM86 170H85V172H86ZM95 170H96V169H95ZM99 170H100V169H97V171H99ZM103 170H104V168H103ZM162 170H163V169H162ZM3 171H4V170H3ZM29 171L32 172V173L28 174ZM72 171H73V170H72ZM105 171H104V172H105ZM125 171H126V170H125ZM128 171H131V170H128ZM156 171H157V168H156ZM167 171H168V170H167ZM5 172H7V170H6ZM12 172H13V171H12ZM12 172H11V174H13L12 176H14V175H15V174H14L15 172H13V173H12ZM18 172H19V173H18ZM135 172H136V171H135ZM138 172H139V171H138ZM75 173H76V172H75ZM105 173H106V175L109 174L108 171L105 172ZM157 173H158V171H157ZM165 173H166V172H165ZM22 174H24V176H22ZM27 174L29 175V177H27V176H28ZM38 174H39V175H38ZM135 174H136V173H135ZM135 174H134V175H135ZM80 175H81V174H80ZM126 175L129 176L128 172H127ZM136 175H137V174H136ZM136 175H135V176H136ZM162 175H164V174H163V171H162ZM179 175H180V174H179ZM12 176H11V177H12ZM35 176H34L33 178H34V180L36 181ZM50 176H52V175H50ZM76 176H77V175H76ZM76 176H75V177H76ZM86 176H87V175H86ZM94 176H95V175H94ZM96 176H97V175H96ZM102 176H103V175H102ZM109 176H110V175H109ZM109 176L107 175L108 179L110 180L111 177H109ZM120 176L122 177V176H125V175H122V173H121ZM132 176H133V174L131 175V173H130L129 178H128L127 176H125L124 178H122V180L124 181V182H122V184L125 183V184H124V187L122 186L123 189H125V185H126V188H129L130 185H133V186L135 185V186H136L135 189H137V190L139 191V192H137V190H136L134 193H131L133 190H130L131 192H129V193H131L132 195L130 194L129 196H133V195L137 192V193L135 194V197H139V196L141 197V193H140V191L143 190V189H144V190H143L144 192L142 191V193H144V194H142V195L147 194V195L149 196V193H150V195H151V191L149 190V188H147V186L143 185V186H145L146 190H145L144 187L142 188V186H141V185L143 184V182L145 183V180H143V182L141 183V181H142V179H143V176L141 175L142 177H137L138 179H141V178H142L141 181L139 180L140 183H139V181H138V179H137L136 177H132ZM137 176H138V175H137ZM139 176H140V175H139ZM166 176H167V175H166ZM166 176H165V177H166ZM3 177H4V176H3ZM5 177H4V178H5ZM22 177H23V178H22ZM24 177H25V178H24ZM45 177H44V178H45ZM107 177H106V178H107ZM112 177L114 178V177H116V176H113V175H112ZM118 177H119V176H118ZM130 177H132V178H130ZM156 177H157V175H156ZM163 177H164V176H163ZM7 178H8V177H7ZM9 178H10V177H9ZM15 178L13 179V177H12V178H11V179H12L11 181L14 180V182H15ZM38 178H37V181L39 182L40 179L38 180ZM44 178H43V180H44V182H45V180H46L47 178H45V179H44ZM85 178H86V177H85ZM116 178H117V177H116ZM119 178H120V177H119ZM119 178H117V179H118V180H117V183L119 182ZM126 178H127L128 180H127ZM133 178H135L136 180L133 179ZM158 178L160 179V177H158ZM174 178H175V177H174ZM179 178H180V177H179ZM23 179H25V181H24ZM68 179H69V177H68ZM68 179H67V180H68ZM86 179H87V178H86ZM131 179H133V180L130 181ZM9 180H10V179H8V180H7V179H4V180H3V178H2V179H0V184H1V183H2V184H5L4 181H6V183H8ZM34 180H32V181H34ZM43 180H41V181H43ZM113 180H114V179H113ZM122 180H121V178H120V183H121ZM164 180H165V179H164ZM177 180H178V179H177ZM182 180H183V179H182ZM1 181H2V182H1ZM11 181H10V182H11ZM28 181H29V180H27V182H28ZM32 181H31V184H32V185L34 184V185L32 186L31 184L28 183V186H29V187H30V185H31V187L37 186L38 188L35 187V188H37L36 190H33L34 188H31V187H30V189H31L32 191H38V192H39L38 189H40V184H41L42 182H40V184L36 185V182H37V181H36V182L34 181L33 183H32ZM46 181H47V180H46ZM110 181H111L110 183H112L111 185H109L110 188H111L112 185L115 184L116 182H114V181L112 182V179H111ZM126 181H127V182H126ZM149 181H151V180H149ZM160 181H161V179H160ZM160 181H159V184H161ZM3 182H4V183H3ZM14 182H12L13 184L9 183L8 185H10V186H8V185L6 186L7 188L10 187V188H9L10 191H7V192L4 193V194L6 195L7 198H5V195H4V197L2 196V198H4V199H3L4 201H2V202H5V204H9V203H11V204H9V205H10V206L13 205L12 208L9 207V205H5V204H4V205H5V207H4V211H6V214H8L9 211H7V210H9V208H10V209H11L10 211H12V213H13V212L15 211V210H13V209H16L15 206H17V204L19 203V202H18V203L16 204V203H15V201H16L15 199H17V201H18V197H19V201H21V199L24 197V199H23L24 201L21 203V206L23 205V206H22L23 208L20 209L22 212H21V211H18V210L16 209L17 212H15V215H14V213H13L14 218L16 219V217H17V220H19L18 217H20V220H19V221H21V222H23V223L25 222V220H26L27 218H29V217H27V216H29V215H30L31 217L33 216L32 214H34V207L37 208V209H36V214H37L38 219H39V217L41 216V215H40V214H41V211H40L41 209L39 210V208H41L40 206H41L42 202H43L44 199H45L44 195H46V196L48 197L47 194L49 193V194H50V198H53L54 201H55L56 203L59 202L58 200H55V199H56V198H54L55 196L52 197V196L55 194V193H54V187H55V186H54V187L52 186V188H50V187H51V185H49L50 183H49V184H46V185H47L46 187H47L48 190H49V189L53 190V193H51V192H52L51 190H49V191L47 190V192H46L47 194H46L44 191H41V193H40V192H39V193L37 192L38 194H40L39 197H40L41 199H40V198L38 199V196H37V197H36L37 199H35V200L38 201L40 204H39L38 202L36 203L35 200H33L34 203L31 204V203H32V202H31L32 200H30L31 198H29V197H32V196H33V192H31L32 195H30L31 193H30V191H29L30 189H28L29 187H28V188H25V189H28V192H29V197H27V200L25 199V196H26V195L28 196V192H26L27 194H24L25 192H23V191H24V187H27V186H25V185H27V184H25L22 188H20V186L17 187L18 189H19V188H20L21 190L23 189L22 192H21L20 189H19V191H16L17 188H16V185L14 186ZM27 182H26V183H27ZM29 182H30V181H29ZM44 182H43V183H44ZM48 182H49V181H47V182H45V183H48ZM129 182H130V184H129ZM136 182H137V183H136ZM147 182H148V181H147ZM183 182H184V181H183ZM15 183H16V182H15ZM43 183H42V184H43ZM120 183H119V184H120ZM135 183H136V184H135ZM151 183H152V185H153L154 187L156 186V184H155V185L153 184L154 181H151ZM163 183H164V185L161 184V185L163 186V188H162L161 185H160L161 188H160V187H158V189L156 188V189H157L156 194H157V193H160V191H161V193L158 195L159 198L157 199L156 203H158L159 201H160L161 203L164 202L165 205H167V206H168L169 203H170L169 206H171V207L168 206L169 208H167V206H165V205L162 206L161 203H159L158 205H161V206L164 208V209H163V208L161 207V209H163V210L166 209L165 212H166L167 215H168V209H169V216H171V217H172V214L170 213V211L172 210V212H173V210H174V206H175V209H176V207H177V209H178V207H179L178 211H181V210H183V209L185 208L184 211L186 210L188 213L182 211L181 214H183V212H184V214L186 213V215L191 214V215H189V216H186V215L183 214V215L185 216L186 219L188 218V221L185 220V218H184L183 215H180V214L177 212L178 215H180V218L183 216V219H182V218H181V219H182L184 222H183V225H181L180 223H181L182 221H181L180 219L177 218V217H178V216H177V213H176V212H173V214H175V215H174L171 219H170V218H169V219L171 220V224H172V223H175V224H173V225H175V226H170V227L175 228V229H176V227H177L176 225L181 226V228H182V226H184V227L182 228V231H180V230H181L180 227H177V228H180V230H179V229H176V230H175V229H170V227L167 226L168 224L164 223L163 226H165V224H166V227L168 228V229L166 228L165 231H164V230H163L164 227L162 226V221L158 222V224L160 223V224H159L160 226H159V225L155 226V223H156L155 221H156V220L153 222V220H154V219H153V215L150 213V215H152V216L149 217L150 219L147 218V220L149 221L148 223H150V224H149V225H146V222H144V219L146 218V213L144 214V217H145V218H139V217H138V216L143 217V216L140 215V214L144 213V211H142V210H143L142 207L144 206V205H143L142 207L140 206V207H141V208H140V209H141L140 213H138L139 211L137 212V215H138V216H136V215H135V216L138 217V219H140V220L142 219V222H144V228H146V229H144V230H145L146 233L143 232L144 230H143L141 227L139 228V226H140V222H139V225H138L137 229L140 230V231H139L140 234H141V231L143 230V231H142V232H143V235H144L146 238H147V237L149 238L150 235H151V236L153 235L154 237H153L152 239H153L154 241H155V239H156V237H155L156 235H154V234H155V233L158 234L157 231H158L159 233L162 232L161 235L158 234V235H160V236L162 237V238H161L160 236H158V240L161 241V240H163V236H162V235L164 234V235L166 236V234H167L166 230H168V233H169L170 235H171V233H172V237H171V238H172L173 241H174V239H175V238H173V235H174L173 232H174V231H171V233H170L169 230H175L177 233H176V232H174V233L177 234V238H178L179 235H180V233H182L183 230H184L185 227H186V232H184V235H183V238L186 239V240H184L185 243H184L183 238H182L181 236H180L181 238L179 237L178 239H181L183 243H181V240H179L180 243H179L178 241H175V243L177 242L176 245L182 247L183 252H186L185 254L187 255V257H188V256L190 257V255H191V257H190L191 259H190V258L188 259L189 261L185 258V256H186L185 254H183V253L180 254V252H181L182 250L180 249V251H179V250H178L179 247H177V246L175 245V243H172V244H174L175 247H177L178 249H175V247H172V246H174V245H172L171 242H168L171 238H170L169 240H167L168 237H165V236H164V240H165V242L168 243V244H166L164 241H163V243L166 244L167 246H166V245L164 246V244H161L162 242H161V243L159 242V243H160V244H159L160 246H157V245H158V243H157V245H156L157 247H156V246H154L153 243H152V244H149V243H150V241H149L150 238H149V239L147 238V240H148L147 245L149 246L150 249H149L148 246H147L146 250H145V249L142 250L143 248H140V247H142V245H141V244H138L137 241H142V240H140V239H143L144 236L141 237L142 235H140L139 233H137L138 230L136 229L135 226L138 224V223H136V222H138V221L135 220L136 217H135V218L133 217V219H132V223H133V221H134V224H135V223H136V224H135V225L133 224V226H132V224H131V225H130V224H127V222L129 223V221H130V219H131L132 217H130V216H128V218L126 217V216L128 215L127 213H129V212H127V211H129L130 208L132 209V207L135 208V206L137 205V201H136V204H133V205H132L131 202H129V198H127L128 201H127V200L125 201V199H126L125 196H124L125 194H123V196H122L121 193H119V192H118V195H117V196H121V197L119 198L120 200H119L116 196H114L113 199L115 198L116 202H117L118 205H120V206H118V205L116 204L115 200H114V202H115L116 205H115V204H114L115 206L112 205V204H113V203H112V200H113V199L110 200V202H109V201H108V202H109L110 204L112 203V204H111L112 207L114 206V207H113V210H114V213L117 214L116 217H117V216L119 217L120 215H121V216L123 215L122 218H121L122 221H121L120 223H121V225H124L125 227L123 226V227H121V228H122V230L125 231V232H124L125 235H126V234H129V236L126 235L127 238H123V237H124V234L121 233V229H119L121 225L118 226L119 228H118L117 226H115V227H117V228L120 230L119 234L117 233L118 235H120V236H119L120 239H119V237H116L117 234H113V236H112L111 233H110L111 230H112V233L116 232L117 228H115L114 226L111 227V228L107 227V228L110 230L109 233L107 234L108 237H111V236L113 237V238H110V240H111V242H110V240H108L109 238L107 239V237H106V233L108 232V231L106 232L107 228L105 227L104 224H103L102 226H101V224H100V228H101V229H100V232H98V234H101V235H100V236H101L100 239H101V240L104 239V241H101V240H100L99 242H96L97 240L94 238V236H95V235H98V234H96V232H94V234H93L94 236L91 235L92 232H90V231H91L90 228L92 227V225H91V224L89 223V221H88L89 218H86L87 216L89 217L88 213H86V212L83 211L82 209H81V210H82V213H81V210L78 209V210H79L78 212H80L81 216L84 217V218L86 219V220H84V218H83L82 220H84V221H82V223H85L84 226H85L86 228H87V226H88V227H89V230L86 229V231H85L84 228H82V227H78V226L74 225V226H76L75 229H74V232H75V230H76V231L78 230V233L75 232L76 235H77V234H78V235H81V236H77V239H79V240L76 241V242H77V245H75V244H74V245H71L72 238L69 237V234H67V236L69 237V240H68V237L65 236V237H66V238L64 239L65 241H63V245H64V247H67V246L70 247V246H71L70 248H69V247H67V248H68V249H78V250H79V249H80V250H81V249H82V250H85V249H89V250H91V249H92V244H93V243H94V244H95V243H98V244H101V243H102V244H103V246H102V244H101V246H98V247H95V246L93 245V249L91 250V253L93 254V253L95 252V254H96V253L98 252L97 255L94 254V256H96V257H93V255H91V257L88 256V255H86V256H85V260H84V261L82 260V263L85 262V261H88V259L91 260L92 257H93V258H95V259L98 258V259H97L98 262H96L97 264H98V263L102 264L103 262L100 261L101 259L105 260V263H106L107 260H109V261H111V259H112V260H113V259L115 260V258H116L117 256H120V255H121L120 257H122L123 259L126 258L125 260L127 261V263L129 262L128 264H130L131 262H133V264H137V263L135 262L136 260H138V262H141V260H143V259L140 258L139 256H140L141 254H143L144 251H145V253L147 252V254H149V255H148V256H149V257H148L149 259L152 258L151 260H147L148 258L145 260L146 262L148 261V262H147L148 264H153V263H151V262H154V264H168L167 262H169V264H170V263H171V264H178L177 262H179V261H178V260H179V259H178L179 257H180V259H181V261H180L181 264H186L185 261L187 262V264H194L195 262H196V264H197L198 260H195V259H194V261H193V263H192V259H193V258H196V259H197V257H193V258H192V256H194L196 253L199 254V256H200V258H201V259H199V258H198V259H199V260H202L201 262L199 261V263H201V264H202V263L207 264L206 262H208V264H209V263H210V264H211V263H212V264H213V263L215 264V262L213 261L214 259L212 260V258H214V257L217 258V260H218L217 263H220V264H227V262L229 261L228 259H229V258H232V254H233V259H232V260L230 259L231 261H229V262H233V261H235V262L237 263V261H238V259L236 258V257H238V256H237V254H238V252H237V251H238L237 246H239V245L237 244V246H236L235 243H239V241L235 239V240H236V242H235L234 239H233V237L235 238V236H236V234H235V232H234L235 230H233V231L231 232L232 228H231V229L228 228V229L230 230V233L228 232L229 234L232 233V234H231L232 236H233V233L235 234V236H233V237L231 236V237H230V235L227 236V234H226L227 232L225 233V231H226V227L224 228L223 225H220V228H224V229H222V230L220 229V231L223 232V230H224V233H222V234H223V235H226V236L223 238V240H225V238H226L228 241H230V239H231V240H232V243H234L235 246H236V247L234 246V247H235V248H234V247H232V243L229 244V249H230V248H231V249H232V248L234 249V250H231V252L233 251V253H230V252L228 251L229 249L227 250V248H228V247H227V246H228L227 241H225L224 243H223L222 241H221L220 243L218 242V241L221 240V239H219L217 242L219 243L220 248L225 244V245H224V246H225V249H223L224 247H223L222 249H220L219 246H218V244H217V242L215 241V237H214V235H213V233H212V232H214L215 229H216V226H215V228H213V227H214L213 225H214V223L217 221L216 218H218V216H220V217H219L220 219H218V223H219V220H221V222H220L221 224L224 223V222H222V221L225 220V217H224V214H225L224 211H225V210H223V212H222V211H221L222 208L219 209V207H221V206H219V207L214 206L215 204H214V205L211 204L212 202H209V203L212 205V207L210 206V207H211V208H210V207H209L210 204L208 205V203H207L208 201H207V200H205V201H207L206 203H205L203 200H200V199H199L198 202H197L196 198H194V196H193L192 198H194V199L191 198V200H192V201L194 200V202H195V200H196L195 203H196L198 206H200L199 204H202L203 202L206 204V205H203V206H206V209H205V210H209V213H210V216H211V217H212V215L215 216V215H217V214L219 213L218 216L212 217L211 220L207 219V220L213 222L212 220H213V218H215V222L212 223V224H213V225H212L213 227H212L211 225H208L209 227H210V226H211V227L209 228V227L207 226L208 228L206 227V229H208V230H207V231H203V230L205 229V226H206V225H203L204 227H201L202 229L200 228V229L197 231V230H195V229L199 228L200 225L202 226V223H205V224L207 223L206 218L208 217V215H207V216H206V215L204 216L203 214H205V213H202V212L204 211V207L201 205V206H202V207H201L202 209L200 210V208H199L198 206H196V204L194 203V206H193L194 209H195V207H196V208L198 207L199 210L202 211L201 214H200V211H199V213L197 212V213L199 214V215H198V214L195 212L196 209L193 210V208L191 207V205L193 204V202L191 201V203H189V201H190V197H191V196L189 197L188 194H187V196H188L189 198L186 197V200H185V201L187 202V201L189 200V201L187 202V204L190 205V208H187V209H186V207H181V208H183V209H181V208H180L181 205L177 206L178 204L172 206L171 203H173V202L175 201V199H174V201H173V198H172V199L170 198V197H173L172 195H170V197H169V196H166L167 193L164 192V189L166 188V187L164 188V186H166V184H165V182H163ZM42 184H41V188H43V187H42ZM119 184H118V186L121 187V184H120V185H119ZM128 184H129V186H127ZM149 184H150V183H149ZM149 184H148V185H149ZM11 185H12V186H11ZM48 185L50 186L49 188H48ZM115 185H116V184H115ZM137 185L141 186L142 189H141V188L139 189V188H138L139 186L137 187ZM152 185H150V186H152ZM109 186H108V187H109ZM157 186H158V185H157ZM14 187H15V189H14ZM154 187H153V188H154ZM113 188H114V187H112L111 189H113ZM115 188H117V187L115 186ZM151 188H152V187H151ZM13 189H14V190H13ZM18 189H17V190H18ZM117 189L119 190V188H117ZM123 189H122V190H123ZM154 189H155V188H154ZM156 189H155V190H156ZM159 189H163V190H159ZM166 189H167V188H166ZM179 189H180V188H179ZM12 190H13L14 193H15V191H16L17 193H15V194L12 193L13 195H11V196H12V198H14V199L12 200V199H10L11 197H9V199H10V200H9V199H8V195L10 196V194H9L8 192L11 193ZM43 190H44V188H43ZM125 190H126V189H125ZM175 190H176V189H175ZM45 191H46V190H45ZM50 191H51V192H50ZM102 191H104V190H102ZM119 191H121V190H119ZM127 191H128V189H127ZM145 191H147V192H145ZM158 191H159V192H158ZM166 191H167V190H166ZM181 191H182V190H181ZM194 191H195V190H194ZM19 192H21V193L19 194ZM42 192H43L44 194H42ZM55 192H56V191H55ZM170 192H173V191H170ZM177 192H178V191H177ZM183 192H184V191H183ZM188 192H189V191H188ZM191 192H192V191H191ZM6 193H7V194H6ZM22 193H23L24 195H23ZM34 193H35V192H34ZM112 193H113V191H112ZM112 193H111V194H112ZM125 193H126V192H125ZM138 193H139V196H137ZM175 193H176V192H174V195H175ZM184 193H185V192H184ZM184 193H183V194H184ZM197 193H198V192H197ZM201 193H202V192H201ZM18 194H19L20 196H19ZM38 194H35L34 196H36V195H38ZM51 194H52V196H51ZM56 194L59 196L58 193H56ZM161 194H163V195L165 194L163 199H165V198H166V199H165L164 201H163V199H161V198L163 197V195H162V197H160ZM177 194H178V193H177ZM177 194L175 195V196H176V199H180V198H181L180 195L178 194V195H179V198H178V197H177V196H178ZM181 194H182V193H181ZM191 194H192V193H191ZM203 194H204V193H203ZM17 195H18V197H14V196H17ZM57 195H56V197L58 198ZM184 195H186V194H184ZM189 195H190V194H189ZM193 195H195V194H193ZM41 196H43V197H41ZM112 196H113V194H112ZM112 196H111V197H112ZM126 196H128V195H126ZM148 196H147V198H146V195H145L144 198H142V199H146V200H149V201L152 200V201H150L151 204L149 203V201L147 202V203H148V206L151 205L150 208H155V207L157 206V204L152 203V202H155V199L153 200V199H151V197H150V199H148V198H149ZM165 196H166V197H165ZM175 196H174V197H175ZM212 196H213V194H212ZM222 196H223V195H222ZM0 197H1V196H0ZM84 197H85V196H84ZM135 197H134V198H135ZM224 197H225V196H224ZM2 198H1V200H2ZM28 198H29V199H28ZM34 198H35V197H34ZM34 198L32 197V199H34ZM43 198H44V199H43ZM116 198L119 200V202L117 201ZM122 198H123L124 200H121ZM152 198H153V197H152ZM168 198H170V200H171L170 202H169V199H168ZM187 198H188V199H187ZM197 198H199V197H197ZM227 198H229V197H227ZM231 198H232V197H231ZM6 199H7V200H6ZM131 199L133 200V198H131ZM139 199H140V198H139ZM139 199H138V202H139V203L143 201V200H142V201H139ZM167 199H168V200H167ZM201 199H203V198H201ZM5 200L7 201V203H6ZM29 200H30V201H29ZM40 200H41V201H40ZM45 200L47 201V198H46ZM136 200H137V198H136ZM146 200H145L144 202H142V204L146 203ZM215 200H216V199H215ZM221 200H222V199H221ZM223 200H224V199H223ZM228 200H229V199H228ZM11 201H14V202L12 203ZM26 201H27V202H26ZM46 201H45V203H47ZM87 201H88V200H87ZM120 201H121L122 203H125V202H126V204L129 202V206H131V205H132V206L129 207V206L126 205V207H124L123 205H125V204H122ZM124 201H125V202H124ZM133 201H134V203H135V200H133ZM176 201H177V200H176ZM217 201H218V200H217ZM236 201H237V200H236ZM236 201H235V202H236ZM8 202H9V203H8ZM24 202H26V204L30 202L29 204H27V206L29 205V209H28V207H27L26 205H25L26 207H24V204H25ZM166 202H167V204H166ZM201 202H202V203H201ZM218 202H219V201H218ZM225 202H226V201H225ZM242 202H243V201H242ZM23 203H24V204H23ZM35 203H36V204H35ZM45 203H43V204H45ZM88 203H89V201H88ZM119 203H120V204H119ZM164 203H162V204H164ZM181 203H182V202H181ZM198 203H199V204H198ZM15 204H16V205H15ZM19 204H20V203H19ZM30 204H31V205H30ZM58 204H59V203H57V204H51V203H50L51 206L53 205V209H55L54 207L57 206ZM84 204L86 205V203H84ZM89 204H90V203H89ZM110 204H109L108 206H109L110 208H112V207L110 206ZM173 204H174V203H173ZM179 204H180V203H179ZM218 204H219V203H218ZM228 204H229V203H228ZM241 204H242V203H241ZM261 204H262V203H261ZM34 205H36V206H34ZM37 205H38V206H37ZM54 205H55V206H54ZM121 205H122V206H121ZM134 205H135V206H134ZM139 205H141V203L138 204V206H136V208H135L134 210H136V209L138 210V209H139V208H138ZM154 205H155V207H153ZM216 205H217V204H216ZM2 206H3V205H2ZM6 206H8V208H7ZM31 206H34V207L31 208ZM108 206H107V208H108ZM116 206H117V207H116ZM145 206H146V205H145ZM164 206H165L166 208H165ZM184 206H185V205H184ZM207 206H208V207H207ZM244 206H245V205H244ZM248 206H249V205H248ZM14 207H15V208H14ZM17 207H19V205H18ZM119 207H120V208H119ZM122 207L124 208V211L120 210V209H123ZM187 207H188V206H187ZM249 207H250V206H249ZM249 207H248V208H249ZM2 208H3V207H2ZM2 208H1V210H3ZM30 208H31V210L33 209L32 212H31ZM110 208H109V209H110ZM144 208H145V207H144ZM150 208H149V209H150ZM157 208H159V207L157 206ZM170 208H173V209H170ZM191 208H192V209H191ZM207 208H208V209H207ZM215 208H216V209H215ZM233 208H234V207H233ZM253 208H254V207H253ZM253 208H252V209H253ZM27 209H28V210H27ZM53 209H52V212H51V213H53ZM118 209H119V210H118ZM125 209H126V210H125ZM131 209H130V210H131ZM190 209H191V210H190ZM211 209H212L213 211H212ZM231 209H232V208H231ZM239 209H240V206H239ZM25 210H26L27 212H26ZM29 210H30V211H29ZM50 210H51V209H50ZM55 210H56V209H55ZM58 210H59V209H58ZM58 210H56V211L58 212ZM115 210H118V211L116 212ZM134 210H133V211H134ZM147 210H148V208H146V211H147ZM152 210H153L152 212H154V209H152ZM156 210H158V209H156ZM192 210H193V211H192ZM214 210H215V212H216L217 214L214 212ZM4 211H2V212L0 211V212H1V215L4 213ZM37 211H38L39 214L37 213ZM108 211H109V210H108ZM121 211L123 212V214H122ZM125 211H126V212H125ZM159 211H160V209L158 210V212H159ZM174 211H175V210H174ZM189 211H190V212L192 211V212L196 213V216H195V215L192 216V213H190ZM218 211H219V212H218ZM242 211H243V210H242ZM7 212H8V213H7ZM20 212L22 213V217H21V214H19ZM23 212H24L25 214H24ZM45 212H46V211H45ZM120 212H121V213H120ZM124 212H125L126 214H125ZM131 212H132V210H131ZM141 212H142V213H141ZM149 212H150V211H149ZM165 212L163 213V211H160L159 213H160V215H161V213L164 214V215H166ZM205 212H206V211H205ZM16 213H18L19 216H18V215L16 216ZM26 213H29V214H26ZM30 213H31V214H30ZM46 213H47V212H46ZM60 213H61V212H60ZM108 213H109V212H108ZM114 213H113V214H114ZM135 213H136V211L133 212L132 214H135ZM211 213H213V214H211ZM220 213H221V214H220ZM235 213H236V212H235ZM23 214H24V215H23ZM58 214H59V212H58ZM58 214H57V215H58ZM82 214H83V215H82ZM84 214H86V216H84ZM110 214H112V212H111ZM170 214H171V215H170ZM226 214L228 215L229 213H226ZM239 214H240V213H239ZM241 214H243V213L241 212ZM245 214H246V213H245ZM256 214H258V213H256ZM10 215H11V213H10ZM25 215H27L26 218H25ZM54 215H55V214H54ZM105 215L107 216V214H105ZM130 215H131V214H130ZM222 215H223V216H222ZM227 215H226V218H229V217H230V218L228 219L229 222H232V221L234 222L235 226H233V227H236V228H237V227H239V226L241 225L240 228H237V229H236V231H237V230H239V231L241 230V231H240L241 233L238 232V231H237V232L240 233V234H242V236H239L240 234H239L238 236H239V238L241 237V241H240V242H243L245 245L247 244V245H246V246H247V249H246V246L243 245V244H240L241 247L239 246V249L241 248V250H242V249L245 247V250H244V249H243V250H244V252H246V253H247L248 250H249V253H251V251H252V253L255 252V251H258V247H256V249L253 248V246H256V245H257V244H256V241H255V245H252V247H251V248L254 249L255 251L249 249L250 246L248 247V245L252 244L253 242H251V239L249 238V237H251V236L248 235L247 231H244V230H243L244 227H243L242 224H241V223H242V222H241L242 220L240 221V219H239L238 222H240V223H238V225H237V219H236V218H238V216H237L236 218H235L236 215L233 216V217L236 219V220H235L233 217H231V212H230V215H228L229 217H228ZM15 216H16V217H15ZM37 216H36V217H37ZM108 216H109V215H108ZM110 216H111V215H110ZM124 216H125V219H124ZM201 216L204 217L205 221H204L203 217H201ZM249 216H250V215H249ZM253 216H254V214H253ZM3 217H7V216L4 215ZM8 217H9V216H8ZM8 217H7V218H8ZM63 217H64V216H63ZM113 217H114V215H113L112 218H111L112 220H113ZM147 217H148V215H147ZM190 217H191V219H189ZM196 217H199V218L201 219V221H200V219H197V222H196ZM205 217H206V218H205ZM22 218H24V219H22ZM32 218H34V217H32ZM60 218H62V216H61ZM60 218H59V219H60ZM108 218H109V217H108ZM119 218H120V217H119ZM119 218H118V219H119ZM151 218L153 219L152 222L150 221ZM167 218H168V217H167ZM208 218H209V217H208ZM255 218H256V217H255ZM65 219H67V218H65ZM126 219H128V220L126 221ZM173 219H174V221L177 220V221H178V224H176V222H173V221H172ZM223 219H224V220H223ZM27 220H28V219H27ZM123 220L126 222L127 225H125V224L123 223V222H124ZM179 220H180V222H179ZM190 220H191V221H195V222H193V223L190 222V224H189V221H190ZM234 220H235V221H234ZM243 220H245V219H243ZM250 220H251V219H250ZM262 220H263V219H262ZM70 221H71V222H72V221L74 222V220H69V223H70ZM87 221H88V222H87ZM202 221H203V222H202ZM130 222H131V221H130ZM163 222H164V221H163ZM186 222H188V223H186ZM235 222H236V223H235ZM88 223H89V224H88ZM112 223L114 224V222H112ZM152 223H154V226H155V228L153 229V233L155 232L156 228L158 227V228H157V231H156L154 234L152 233V231H151L150 233L148 232V231H150V229H152L151 226H150ZM184 223L188 224L189 226H191V227H193V228H191V227H190V228H189V227L187 228L188 225H186V224L184 225ZM194 223H195V225H198V226H197V227L192 226ZM198 223H199V224H198ZM218 223H216V224H217V227L219 226ZM220 223H219V224H220ZM243 223H244V222H243ZM246 223H247V221H246ZM70 224H72V223H70ZM73 224H74V223H73ZM179 224H180V225H179ZM207 224H210V222H208ZM216 224H215V225H216ZM263 224H264V223H263ZM89 225H90V226H89ZM111 225H112V224H111ZM231 225H233V224L231 223ZM248 225H250V224H248ZM141 226L143 227V223L141 224ZM148 226L150 227V229H148V228H149ZM161 226L163 227V229H162ZM222 226H223V227H222ZM250 226H251V225H250ZM70 227H71V226H70ZM95 227H96V226H95ZM102 227H104V228H102ZM128 227H129V229H128ZM132 227H135L134 229H135L136 231L133 232V231L131 230ZM152 227H153V226H152ZM159 227H160V228H159ZM241 227H242V228H241ZM255 227H256V225H255ZM73 228H74V227H72V229H73ZM81 228H82V229H81ZM98 228H99V226H98ZM123 228H124V229H123ZM253 228H254V227H253ZM63 229H64V228H63ZM79 229H80V230H79ZM103 229H106V230L104 231ZM126 229H127V230H126ZM188 229H192L191 231H193L194 233L191 232V231L189 230V232H191V233H189V234L187 235L186 233L188 232ZM217 229H219V228H217ZM228 229H227V230H228ZM233 229H235V228H233ZM87 230H88V231H87ZM98 230H99V229H98ZM102 230H103L104 232H103ZM113 230H115V231L113 232ZM119 230H117V232H118ZM146 230H147V231H146ZM162 230L164 231V233H163ZM200 230H201L202 232H201ZM212 230H213V231H212ZM250 230H252V229H250ZM79 231H80V232H79ZM101 231H102V232H101ZM126 231H127V232H126ZM129 231H132L133 233H131V232H129ZM178 231H179V232H178ZM208 231H209V232H208ZM217 231H218V230H217ZM242 231L245 232V235L242 233ZM62 232H63V230H62ZM64 232H65V231H64ZM81 232H82V233H81ZM88 232H89V233H88ZM122 232H123V231H122ZM165 232H166V234H165ZM237 232H236V233H237ZM254 232H255V231H254ZM257 232H258V231H257ZM259 232H260V231H259ZM79 233H80V234H79ZM104 233H105V234H104ZM120 233L123 234L122 237H121V234H120ZM144 233H145V234H148V233H149V235H145ZM197 233H198V234H197ZM208 233H209V234H208ZM216 233H217V232H216ZM218 233H219V232H218ZM218 233H217V235H218ZM246 233H247V237H248V239H247V237H246L244 240L247 239V241H248V240L250 239V240H249V241L251 242L250 244H249V242L246 241V243H245V241L242 240L243 237L246 236ZM260 233L262 234V232H260ZM260 233H259V234H260ZM11 234H12V233H11ZM65 234H66V233H65ZM84 234H85V236H86V235H87V236H86V237H83ZM102 234L105 235L107 241H105V238H103L104 236H102ZM109 234H110L111 236H110ZM133 234H134V235H133ZM190 234H191V235H190ZM194 234H196L195 237L193 236ZM211 234H212V235H211ZM256 234H257V233H256ZM256 234H255V235H256ZM259 234H258V235H259ZM261 234H260V235H261ZM76 235H75V236H76ZM89 235H90V236H89ZM118 235H117V236H118ZM131 235H132V236H131ZM135 235H136V236H135ZM138 235H139V236H138ZM167 235H168V234H167ZM181 235H182V234H181ZM185 235H187V237H186ZM209 235H211V236H209ZM243 235H244V236H243ZM263 235H264V234H263ZM20 236H21V235H19V237H20ZM75 236H74V239H76ZM88 236H89L90 238L93 236V237H92V238H93V241H92V238H91L90 241H88L89 243H88V242L85 243V240H86V239H89ZM134 236H135V237H134ZM168 236H169V235H168ZM174 236L176 237V235H174ZM197 236H200V239H201V236L203 237V238L201 239L202 241H201V240L199 239V237H198V239L200 240V241L197 240L198 244H197V242H195V243L198 245V247L200 246V249L198 248V249L200 250V251H199L200 253L198 252V249H197V252H195V251H196L195 249L197 248V245H196L195 243H193V241H191V239H193V238H194L193 240L195 241V239H197ZM212 236H213V237H212ZM218 236H219V235H218ZM221 236H222V235H221ZM82 237H83V238H82ZM129 237H130V238L132 237V238H131L132 240H131ZM139 237H140V238H139ZM159 237L161 238V240H160ZM169 237H170V236H169ZM188 237H190V239H189ZM219 237H220V236H219ZM229 237H230V239H228ZM236 237H237V236H236ZM20 238H22V236H21ZM80 238H81V239H80ZM84 238H86V239L84 240ZM121 238H123V240H121ZM128 238H129V239H128ZM134 238H135V239H134ZM177 238H176V239H177ZM221 238H222V237H221ZM251 238H252V237H251ZM253 238H255V236H254ZM253 238H252V239H253ZM260 238H262V236H261ZM66 239H67V240H66ZM70 239H71V241H70ZM115 239H116V240H115ZM118 239H119V244H117V243H118V242H117ZM137 239H138V240H137ZM178 239H177V240H178ZM237 239H238V238H237ZM256 239H257V237H256ZM80 240H81V241H80ZM83 240H84V241H83ZM94 240H95V242H94ZM124 240H125V241L128 240V242H131L130 245L132 244V245H131L132 248H133L134 245H136L135 247H137V249L135 248V250H140L139 252L137 251L136 253H134V254H136V255H134L133 252L131 251L132 255H134V258L137 256V257L135 258V259H136L135 261H131V262H130V259L133 258V256L129 253V252H130V249H132V248H130V246H128L127 248L124 247V248H126L127 250L124 249V248H120L121 246H124V245L127 243V242H125ZM147 240H146V241H147ZM150 240H151V239H150ZM158 240L156 239V241H155V242L153 241V242L156 244V242H158ZM188 240H189V241H188ZM239 240H240V239H239ZM68 241L70 242V245H68V243H67ZM78 241H79V242H78ZM121 241H124L125 244H123ZM134 241H135V242H134ZM170 241H171V240H170ZM173 241H172V242H173ZM190 241H191V243H193L195 246L192 245V244L189 245ZM233 241H234V242H233ZM237 241H238V242H237ZM253 241H254V239H253ZM261 241H262V240H261ZM81 242H82V243H81ZM83 242H84L85 244L88 243V246H87L88 248L85 247L86 245L83 244ZM100 242H101V243H100ZM108 242H109V244H108ZM113 242H114V243H113ZM115 242H116V243H115ZM120 242H121V244H120ZM132 242H134V244H133ZM151 242H152V241H151ZM187 242H188V244H187ZM202 242H203V243H202ZM215 242H216V243H215ZM230 242H231V241H230ZM230 242H229V243H230ZM257 242H258V241H257ZM78 243H81V244H78ZM90 243H91V245L89 246ZM105 243H106V244H105ZM136 243L138 244L139 249H138V246H137ZM199 243H201V244L199 245ZM221 243H222V244H221ZM66 244H67V246H66ZM113 244H114V245H113ZM122 244H123V245H122ZM170 244H171V245H170ZM178 244H182V245H178ZM185 244H186V245H185ZM116 245H118V246L121 245V246L118 247V246H116ZM127 245H129V244L127 243ZM150 245H151V246H150ZM152 245H153L154 247H153ZM162 245H163V246H162ZM184 245L187 246V247H189V248L185 247ZM201 245H202L203 247H204V245H206L205 248H204V251H207V249L209 248V250H212V252L214 251L213 254L217 253L218 256H217V254H215L214 257H213V256H210V257H208V258H211V259H210V262H209V261H206V258H204V257H205V254H204L205 252L203 251V249H201V247H202ZM211 245H212V246H211ZM221 245H222V246H221ZM242 245H243V247H242ZM72 246H73V247H72ZM78 246H79V247H78ZM111 246H112V247H111ZM114 246H116V247H114ZM168 246H169V250H168V248H167ZM170 246H171V247H170ZM190 246H191V247H190ZM208 246H209V247H208ZM210 246L212 247L211 249H210ZM214 246H218V248L216 247V249H215V248H213ZM230 246H231V247H230ZM74 247H75V248H74ZM76 247H77V248H76ZM89 247H91V248H89ZM106 247H107V248H106ZM110 247H111V251H110ZM158 247H159V248H158ZM181 247H180V248H181ZM193 247H195V249H194ZM261 247H262V246H261ZM261 247H260V248H261ZM96 248H99V249H100V252H99V249H96ZM102 248H103V249H102ZM113 248H114V249H113ZM116 248H117V249H116ZM128 248H129V250H128ZM151 248H152V250H151ZM160 248H161V249H160ZM185 248H186V250H184ZM191 248H192L193 250H191ZM262 248H263V247H262ZM107 249H108V250H107ZM118 249L123 250V252L120 251V250H118ZM147 249H149V250H147ZM153 249L156 250V251H155L156 254H157L156 257H154V255H151L152 253L154 254V250H153ZM158 249H159L161 252H162V249H163V252L160 253V251H158ZM166 249L168 250V252H167ZM170 249H171V251H170ZM174 249H175V251H176L177 254H180V255H181V256H179V257H178V255H176L177 259L175 258V261H174V257H173L174 255H171V256L169 255L170 252H171L172 254H173V253L176 254L175 251H173ZM187 249H188V250L190 249V252H193V254H190V252H187ZM214 249H215V250H214ZM236 249H237V250H236ZM103 250H105L106 253H107V256H108L107 259H106V254H103V253H105V251H103ZM113 250H114V251L117 250V251H116V252H113ZM141 250H142V253H141ZM165 250H166V252H165ZM217 250H225V251H227L228 254L226 255V253H225L224 251H222V252L224 253V256H223V253H222V255H220L221 252L218 253ZM235 250H236L237 254L234 253ZM246 250H247V251H246ZM263 250H264V248H263ZM102 251H103V253H102ZM107 251H108V252H107ZM118 251H119V252H118ZM124 251H125V252L128 251V252L125 253ZM151 251H153V252H151ZM177 251H178V252H177ZM201 251H202L203 253H202ZM215 251H217V252H215ZM134 252H135V251H134ZM148 252H149V253H148ZM164 252H165V253H164ZM209 252H210V251H209ZM239 252H241V251L239 250ZM244 252L242 251L241 253L245 255ZM263 252H264V251H263ZM263 252H261V253L263 254ZM101 253H102V255H101ZM112 253H113V254H112ZM117 253H118V254H117ZM123 253H124V254H123ZM140 253H141V254H140ZM207 253H208V252H207ZM229 253H230L231 256L229 255ZM261 253L259 252L258 255H256V254H257V252H256V254H254V255L260 257L259 255H260ZM114 254H115V255H114ZM129 254H130V255H129ZM139 254H140V255H139ZM163 254H164V256H163ZM167 254H168L169 257L167 256ZM188 254H189V255H188ZM200 254H201V255L203 254V257H202ZM210 254H211V253H210ZM103 255H104V256H103ZM109 255H112L113 257L111 256L110 259H108V258H109ZM116 255H117V256H116ZM184 255H185V256H184ZM208 255H209V254H208ZM251 255H253V254H251ZM87 256H88V258H87V260H86V257H87ZM99 256H100V257L102 256L103 258L100 259ZM123 256H124V257L126 256V257L124 258ZM130 256H131V258H130ZM161 256H163L162 259H161ZM182 256H183V258H184L185 260L182 258ZM234 256H236V257L234 258ZM247 256H248V253H247ZM256 256H255V257H256ZM89 257H90V258H89ZM164 257H165L167 260H166ZM222 257H227V260H228V261H227L225 258L221 259V261H220V258H222ZM239 257H242L241 254H239ZM239 257H238V258H239ZM244 257H246V256H243V258H241V259L244 260V259L248 258V257H246V258H244ZM81 258L84 259V256H82ZM81 258H80V259H81ZM134 258H133L132 260H134ZM169 258H170V260H169ZM172 258H173V259H172ZM203 258H204L205 260H204ZM262 258H264V257H262ZM80 259H79V260H80ZM163 259H164V260H163ZM254 259H256V258H254ZM258 259L260 260V258H258ZM103 260H102V261H103ZM152 260H154V261H152ZM155 260H156V261H155ZM159 260H161V261H159ZM183 260H184V262H182ZM203 260H204V262H203ZM207 260H208V259H207ZM236 260H237V261H236ZM259 260H257L256 263H258V264H260V263H262V262L264 263V260H263L262 262H260V263L258 262ZM80 261H81V260H80ZM94 261H96V260H91V262H94ZM109 261H108V262H109ZM145 261H142V264H147V263H145ZM149 261H151V262H149ZM158 261H159V262H158ZM162 261H163V262L166 261V263H163ZM190 261H191V262H190ZM212 261H213V262H212ZM222 261H224V262H222ZM260 261H261V260H260ZM89 262H90V261L85 262V264H87V263L89 264ZM180 262H179V264H180ZM229 262H228V264H230ZM235 262H234V263H235ZM245 262H247L248 264H249V263H250V264H256V263H254L255 260H253V261H252L253 263H252L251 260H250V262H249V260L246 259ZM199 263H198V264H199ZM236 263H235V264H236ZM247 263H246V264H247ZM263 263H262V264H263ZM83 264H84V263H83ZM93 264H94V263H93ZM106 264H107V263H106ZM109 264H110V263H109ZM131 264H132V263H131ZM238 264H239V263H238Z\"/></svg>","mask_w":264,"mask_h":264}]
</instances>
